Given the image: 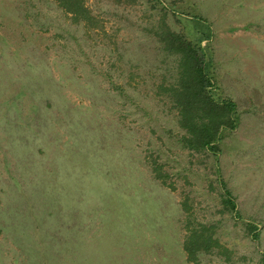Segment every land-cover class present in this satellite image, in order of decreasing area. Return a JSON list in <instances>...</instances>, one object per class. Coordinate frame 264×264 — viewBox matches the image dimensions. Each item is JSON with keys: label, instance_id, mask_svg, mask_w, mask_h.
Wrapping results in <instances>:
<instances>
[{"label": "rangeland", "instance_id": "obj_1", "mask_svg": "<svg viewBox=\"0 0 264 264\" xmlns=\"http://www.w3.org/2000/svg\"><path fill=\"white\" fill-rule=\"evenodd\" d=\"M85 6L0 0V264H262L264 0ZM166 30L236 106L216 153L182 144Z\"/></svg>", "mask_w": 264, "mask_h": 264}, {"label": "trees", "instance_id": "obj_2", "mask_svg": "<svg viewBox=\"0 0 264 264\" xmlns=\"http://www.w3.org/2000/svg\"><path fill=\"white\" fill-rule=\"evenodd\" d=\"M66 13L76 19H89L86 0H54ZM163 50L177 59L174 83L163 88L178 111L179 126L185 131L183 146L191 151L218 152V142L224 130L236 128V106L230 100L217 101L211 94V79L206 70L205 53L195 43L171 30L156 33ZM162 88V86H161ZM228 195V193H227ZM217 242L203 232H191L184 243L189 262L196 261V253ZM264 264V255L262 257Z\"/></svg>", "mask_w": 264, "mask_h": 264}]
</instances>
